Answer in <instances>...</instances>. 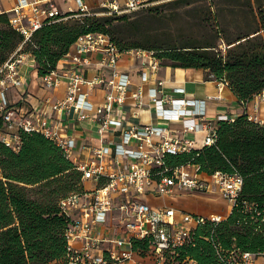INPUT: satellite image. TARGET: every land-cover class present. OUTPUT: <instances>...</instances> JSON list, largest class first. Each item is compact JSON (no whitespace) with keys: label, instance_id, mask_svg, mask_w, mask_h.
<instances>
[{"label":"built area","instance_id":"2783aa9c","mask_svg":"<svg viewBox=\"0 0 264 264\" xmlns=\"http://www.w3.org/2000/svg\"><path fill=\"white\" fill-rule=\"evenodd\" d=\"M148 0H102L109 15L128 13L145 7ZM76 9L67 5L72 15L90 13L84 0H75ZM7 15L11 28L22 35L17 49L0 67V116L3 129L0 140L14 150L21 145L20 132H39L55 143L63 155L80 171L82 189H74L58 200L60 212L68 219L64 230L66 264H264V250L242 249L234 239L225 244L217 231L226 216L221 212L199 214L172 204L150 205L149 196H173L180 191H208L215 187L228 202L229 213L236 208V222H256V230L264 236V207L239 198L242 176L220 169L207 173L191 161L170 164L169 154H179L194 148L196 133L204 131L203 145L216 140L218 120L234 121V115L218 113L214 121L207 117L209 99L185 96V87H173L174 94L164 91L162 79L144 91L140 86L130 89V73L117 67L121 55L139 58L138 71L147 83L161 63L154 50L142 47L121 48L108 33L89 31L79 35L70 47L67 61L40 75L45 88L65 80V95L53 102L48 99L37 107L23 111L10 100L9 89L24 84L20 66L35 47L34 32L45 22L59 20L62 13L57 0H13L6 7L0 0V14ZM88 53L99 54L98 65L110 69L105 75L89 78L82 66L89 64ZM214 79L213 75L209 76ZM217 85L225 84L214 79ZM102 85L101 102L88 98V91ZM20 94H22L20 92ZM253 110H247L248 102ZM250 120L264 126V88L249 101L240 102ZM147 106L154 121L142 123L136 119L139 110ZM75 113V119L92 129L97 143L85 142L84 130L64 122L63 116ZM172 123L179 126L174 128ZM203 229L202 232H197ZM198 240L207 242L210 256L198 263L189 249ZM201 251H204L203 249ZM259 259V260H258Z\"/></svg>","mask_w":264,"mask_h":264},{"label":"trees","instance_id":"16d2710c","mask_svg":"<svg viewBox=\"0 0 264 264\" xmlns=\"http://www.w3.org/2000/svg\"><path fill=\"white\" fill-rule=\"evenodd\" d=\"M189 4L191 0H175ZM249 6L251 22L233 38H227L224 52L215 43L162 44L158 42H122L127 33L121 28L131 25L129 16L89 13L71 18L77 11L60 14L59 20L45 22L37 29L30 44L24 46L35 61L38 75L55 68L75 39L89 31L109 34L121 48L152 49L161 64L206 70L207 76L223 81L238 102L249 101L264 88V0H242ZM147 8L143 18L151 17ZM66 17V20H64ZM117 19L121 36L111 30ZM119 25V26H118ZM22 35L11 28L5 13L0 14V67L17 49ZM23 50V49H22ZM207 77V78H208ZM234 121L218 120L214 144L199 149L169 154L170 164L191 161L207 173L216 169L236 171L242 176L239 198L264 207V126L237 114ZM0 116V130L3 129ZM18 150L0 140V264H66L64 230L68 219L60 212L58 200L74 189H82L80 171L63 155L62 150L39 132H20ZM234 208L219 222L220 239L246 250H264V236L256 222L239 224ZM198 229L197 232H202ZM204 251H201V250ZM207 242L198 240L189 253L198 263L210 256Z\"/></svg>","mask_w":264,"mask_h":264},{"label":"rangeland","instance_id":"374dc122","mask_svg":"<svg viewBox=\"0 0 264 264\" xmlns=\"http://www.w3.org/2000/svg\"><path fill=\"white\" fill-rule=\"evenodd\" d=\"M148 7L152 8L151 17L143 18L147 14ZM88 9L89 14L92 15H109L105 13L106 9L101 5H90ZM122 14L128 15L129 20L133 21L129 26L123 25L117 19L112 22L111 30L114 37L121 36V28L127 33V37L122 42L162 44L188 42L194 45L215 43L222 52L228 46L225 40L228 37L233 38L240 30H244L252 19L249 6L242 0H191L189 4L175 0H148L147 5L141 9L117 15ZM67 18L69 17L64 20ZM115 24H122L123 27L121 25V28L116 27ZM262 34L264 35L263 31ZM23 50L27 52L28 48L24 46ZM26 65L31 63L28 62ZM35 66L34 64L33 67ZM36 87H40V82ZM26 94L25 91L21 95ZM10 100H12L11 97ZM145 201L150 205L172 204L177 208L199 214L224 213L229 205L215 187L200 192L184 190L174 193L173 196L152 195Z\"/></svg>","mask_w":264,"mask_h":264},{"label":"crops","instance_id":"0c3cea01","mask_svg":"<svg viewBox=\"0 0 264 264\" xmlns=\"http://www.w3.org/2000/svg\"><path fill=\"white\" fill-rule=\"evenodd\" d=\"M88 7L90 5H101L100 2L102 0H84ZM121 4L124 3L125 0H118ZM4 6L8 7L13 3V0H2ZM57 4L62 12H66L68 8L67 5H70L71 8L76 9L75 0H57ZM73 48V45H71ZM67 55L63 56L59 62L58 66L64 65L67 61ZM87 58L89 59V64H85L82 66V72L86 74L89 78H93L95 76L105 75L109 77L110 69L105 66H99L98 62L100 61L99 54L97 53H88ZM26 62L20 66V72L24 79V84L20 86L18 89L11 88L9 89V95L11 97L12 102H17V105L22 108L23 111H29L32 107H37V105L48 99L50 102L58 98H62L65 95V80L62 79L59 85L53 86L52 88H45L42 86L40 82V75L37 74L36 68L33 67L35 61L32 57L27 58ZM140 59L135 58L129 55H121L117 60V67L120 70H124L130 73L131 77V85L130 89L137 88L140 86L144 91L149 87V85L153 84V78L157 77L164 81L163 88L164 91L174 94L173 87H185V96L188 98H198L205 95H217L219 94V98L209 99L206 102L208 103L207 108V117L211 119V121L216 120L215 116L218 113H226L227 115H237L243 113L244 109L240 102L236 100L235 95L232 91L225 85H217L214 79H211L207 76L206 70L201 68H191V67H172L170 65H162L160 64L156 69V73L152 78L147 82L143 83L140 79V75L138 71V64ZM28 62L31 65H26ZM34 68V69H33ZM208 77V78H207ZM40 82V87L39 82ZM88 98L94 102H101L104 90L102 85H96L93 88L87 89ZM14 91V92H13ZM26 91L27 94L22 96L20 94ZM247 110H253V103L250 101L247 104ZM138 121L142 123H150L154 121L152 111L147 106L143 107L139 110L138 116H136ZM64 122L73 123L74 128L79 131L84 130L85 142H94L97 143V139L89 136L92 133V129L84 122H80L75 119V113L73 111L70 112L68 117L63 116ZM174 128L178 127L177 123H172ZM194 148L199 149L203 145L204 140V131L199 130L196 134ZM226 217L229 214V209L223 213ZM259 260V259H258Z\"/></svg>","mask_w":264,"mask_h":264}]
</instances>
